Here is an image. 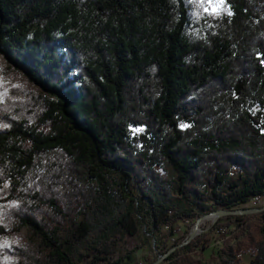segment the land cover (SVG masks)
Segmentation results:
<instances>
[{"label": "trees", "instance_id": "obj_1", "mask_svg": "<svg viewBox=\"0 0 264 264\" xmlns=\"http://www.w3.org/2000/svg\"><path fill=\"white\" fill-rule=\"evenodd\" d=\"M226 2L195 32L184 0H0V53L40 88L0 128L22 264H79L140 208L171 222L264 194V0ZM253 213L216 261L188 236L166 264H264Z\"/></svg>", "mask_w": 264, "mask_h": 264}, {"label": "rangeland", "instance_id": "obj_2", "mask_svg": "<svg viewBox=\"0 0 264 264\" xmlns=\"http://www.w3.org/2000/svg\"><path fill=\"white\" fill-rule=\"evenodd\" d=\"M184 3L195 32L202 31L210 18L229 12L226 0H184ZM39 91L36 82L0 53V128L8 126L15 113L30 112L33 96ZM137 129L140 131L139 127H132L134 132H138ZM9 181L7 179L0 185V260L4 264H22L20 253L26 247L28 230L15 215L18 190L10 191ZM263 205L264 195L232 207L256 208ZM253 212H248L251 214L244 216L241 224L235 216L217 219L215 212L171 222L169 219L155 222L145 208H140L134 217L137 228L134 233H115L105 243L90 249L79 264H166L168 253L177 249V244L190 235L197 244L188 253L196 258L216 261L223 244L232 243L234 238L242 236L262 220L261 213ZM214 221L221 225L211 227ZM94 256H97L96 260H93ZM237 256L241 263H248L252 254L249 250H242Z\"/></svg>", "mask_w": 264, "mask_h": 264}, {"label": "water", "instance_id": "obj_3", "mask_svg": "<svg viewBox=\"0 0 264 264\" xmlns=\"http://www.w3.org/2000/svg\"><path fill=\"white\" fill-rule=\"evenodd\" d=\"M262 208H264V205L263 206L256 207V208H246V207H231V208H227V209H221V208H219V209H216L213 212H215L217 214V216H219V215H226V214H242V213H248V212L260 210ZM189 237H191V235ZM180 244H177V246L180 245ZM174 247H175V245L172 248H174ZM172 248H170L168 251H170Z\"/></svg>", "mask_w": 264, "mask_h": 264}, {"label": "built area", "instance_id": "obj_4", "mask_svg": "<svg viewBox=\"0 0 264 264\" xmlns=\"http://www.w3.org/2000/svg\"><path fill=\"white\" fill-rule=\"evenodd\" d=\"M237 170H236V167L234 166V170L233 171H229V173L230 174H232V173H234V172H236ZM264 195V194H263ZM262 195V196H263ZM262 196H260V197H262ZM260 197H253V198H257V199H259ZM221 229V231H223L224 230V228L222 227V228H219V230ZM239 254V253H238Z\"/></svg>", "mask_w": 264, "mask_h": 264}, {"label": "bare ground", "instance_id": "obj_5", "mask_svg": "<svg viewBox=\"0 0 264 264\" xmlns=\"http://www.w3.org/2000/svg\"><path fill=\"white\" fill-rule=\"evenodd\" d=\"M236 170H237V168H236ZM219 228V227H218ZM235 240V239H234Z\"/></svg>", "mask_w": 264, "mask_h": 264}, {"label": "snow or ice", "instance_id": "obj_6", "mask_svg": "<svg viewBox=\"0 0 264 264\" xmlns=\"http://www.w3.org/2000/svg\"><path fill=\"white\" fill-rule=\"evenodd\" d=\"M137 131H139V129H137Z\"/></svg>", "mask_w": 264, "mask_h": 264}]
</instances>
